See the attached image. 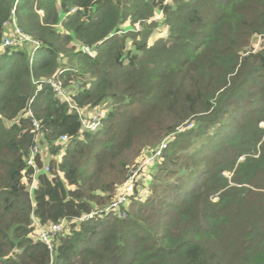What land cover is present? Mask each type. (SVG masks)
<instances>
[{
  "label": "trees",
  "instance_id": "trees-1",
  "mask_svg": "<svg viewBox=\"0 0 264 264\" xmlns=\"http://www.w3.org/2000/svg\"><path fill=\"white\" fill-rule=\"evenodd\" d=\"M12 19L40 44L34 52L2 46ZM159 27L167 34L152 41ZM257 38L264 0H0V264H264ZM49 78L85 119L106 109L95 131L42 83ZM169 135L123 218L110 210L81 220L109 206ZM36 143L52 159L30 198ZM32 216L65 221L51 251Z\"/></svg>",
  "mask_w": 264,
  "mask_h": 264
},
{
  "label": "built area",
  "instance_id": "built-area-1",
  "mask_svg": "<svg viewBox=\"0 0 264 264\" xmlns=\"http://www.w3.org/2000/svg\"><path fill=\"white\" fill-rule=\"evenodd\" d=\"M2 27L4 29L2 46L15 47V48L26 47V49L30 50L29 51L30 53L34 52L40 46V44L36 40H34L33 38H31L30 36H28L27 34L23 33L20 30V28L16 25L14 19L4 22L2 24ZM82 51L87 52L90 56L94 55L92 54V52L90 53L88 48H83ZM42 83H46L47 85L50 86L53 94L56 96L58 100L67 103L72 109L75 110V112L78 114L83 130L93 132L99 127L100 121L104 116L103 110L91 112L88 116V119L87 118L85 119L82 116V112L77 108H73V106H71V104L69 103L67 89L63 86L61 81L49 78L43 80ZM40 86L41 85L38 84V88H40ZM32 125L35 130L38 129V123L36 121L33 120ZM188 126L190 127L189 124L187 125V127ZM66 139H67L66 136L60 137L61 142H65ZM165 148H166L165 143L159 144L158 147L154 149L153 152L145 155L139 161V166L135 169H131L127 181L119 190L117 196L113 199V201L109 204V206L105 207L104 209H99L97 211L90 212L85 216H83L81 220L92 219L98 214H103L104 212L110 210L120 211L118 212L117 217L123 218L125 216V212L122 206L127 205L130 195L135 191L137 178L140 172H142L143 168L145 169V167L148 164L152 165L156 161V159L161 156ZM38 154H40V147L36 143L29 150V154L26 158L27 166L32 168V173L30 174V179L27 184V191L30 198L33 197V191L35 190L38 183L37 175L38 173H40L39 168L35 167V158ZM42 170L48 172L49 168L47 163L42 164ZM145 195H146L145 190H141L139 192V197ZM64 225H65V221L62 220L61 222L52 223L43 226L32 216V226L34 228V232L36 234L37 239L40 240L50 251L52 250V239L63 233Z\"/></svg>",
  "mask_w": 264,
  "mask_h": 264
},
{
  "label": "rangeland",
  "instance_id": "rangeland-1",
  "mask_svg": "<svg viewBox=\"0 0 264 264\" xmlns=\"http://www.w3.org/2000/svg\"><path fill=\"white\" fill-rule=\"evenodd\" d=\"M166 34H167V31H166L163 27H159L158 29L155 30V32H154V34H153L151 40L153 41V40H155L156 38L161 37V36H162V37H165ZM263 42H264V41H263L262 38H260V39H259V38L255 39V40L253 41V44H254V50H258V49H260L261 44H262ZM19 48L22 49L23 47H19ZM23 49H26V47H24ZM103 112L106 113V109H103ZM105 113H104V114H105ZM86 116L88 117L89 115L86 114ZM188 128H189V126H188L187 128H185V129H188ZM183 129H184V128L180 127V128H179V131L181 132ZM173 137H174L173 135L165 136V137L160 141V144H162V143H165V144H166V143H169V142L173 139ZM166 146H167V145H166ZM40 149H41L40 154H39V156H40V164H44V163H46V162L48 163V161L52 159V156L48 154L47 149L42 148V147H40ZM145 149L148 150V147L143 148V149L140 151V153H141V152H144ZM138 160H139V157H137V158L135 159V163H134V165L137 163ZM138 166H139V163L137 164V166H136L135 168H137ZM151 167H152V165H151V164H148V165L145 167V169L143 168V170H142V172H141V175H146L147 172L151 170ZM135 168H134V169H135ZM141 168H142V167H141ZM39 170H40V173H41V172H42V168H40ZM141 175H140V176H141ZM23 180H25V178H23ZM214 199H215V198H214Z\"/></svg>",
  "mask_w": 264,
  "mask_h": 264
}]
</instances>
